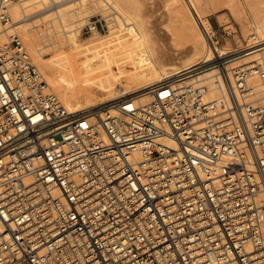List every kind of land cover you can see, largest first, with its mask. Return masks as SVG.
Returning <instances> with one entry per match:
<instances>
[{
    "label": "built area",
    "instance_id": "2783aa9c",
    "mask_svg": "<svg viewBox=\"0 0 264 264\" xmlns=\"http://www.w3.org/2000/svg\"><path fill=\"white\" fill-rule=\"evenodd\" d=\"M13 1L0 0L3 24ZM9 40L0 264H264V101L247 83L258 63L233 64L229 51L189 72L216 69V96L189 75L74 110L18 33Z\"/></svg>",
    "mask_w": 264,
    "mask_h": 264
},
{
    "label": "bare ground",
    "instance_id": "6f19581e",
    "mask_svg": "<svg viewBox=\"0 0 264 264\" xmlns=\"http://www.w3.org/2000/svg\"><path fill=\"white\" fill-rule=\"evenodd\" d=\"M102 1V4L106 6L100 9L112 8L113 10L106 15H112L115 20V24L109 25V31L112 32V35L105 40H93L85 43V41L80 39L82 37L80 36V28L83 24L81 20L83 15L80 16V14L83 13L85 8H77L85 5L87 0H15L10 5L11 22L8 24L0 22V35L5 34L2 42L10 39L13 32L18 33L20 36L22 34L24 39L27 40L30 50L28 52L33 53L41 67L47 86L57 96H60L59 99L61 98L62 100H60L69 109L75 110L92 106L124 93L136 91L160 79L169 77L189 78V75H194L192 78L194 81L208 85L209 96H216L220 94V90L217 89L214 83L215 78L213 77L216 76L217 71H214L215 69L212 66L192 73L189 72L214 56L222 55L229 51L236 53L245 50L241 52L242 54L232 57L231 60L241 57L242 62L247 63L249 66L253 65V61L259 64V61H256L257 58L251 56L260 53L264 58V44H262L264 43V30L260 24L255 22L254 31L263 35L262 37L256 35L257 39L250 46L242 48V45L234 49H219L209 33L211 29L210 22L201 20L198 16L197 4L193 0H187L188 18L190 17L188 21L189 32L191 37L195 39L192 57L182 67L176 64L161 63L146 46L140 47L138 44H131L129 39L116 31L122 29V27H127L129 24L130 30L136 35L137 40L143 38V35L139 32V26L136 23H132L126 15H122L111 0ZM75 3L78 4L74 5ZM97 4L101 6L98 1ZM57 21H59L58 25L60 28L55 26ZM40 26L42 27L40 28ZM9 28L12 29L8 32ZM37 33L43 43L41 46L37 43ZM53 34L57 37L56 41L51 39ZM252 34L249 33L247 39L251 38ZM91 35H102V33L99 30L92 29V32L87 36ZM63 38L66 41L65 44L62 43ZM54 42H57L59 47L49 49L46 52L41 50L44 45L53 44ZM80 43L85 44L80 45ZM0 44L2 43L0 42ZM143 44L145 45V43ZM131 46L135 47L133 51L129 48ZM91 47H94V50H91ZM48 53L51 55L46 57L45 54ZM210 53L212 56H210ZM201 54H204L203 57L198 59L197 56H201ZM231 63L235 64L234 61ZM126 65H131L134 71L129 74L124 72L123 67ZM105 69L108 70L110 76H106ZM258 74L261 75L263 85H261V81L258 83L252 82V78L255 79V76L259 77ZM124 76L128 78L127 85H124L121 91L117 93L114 91L115 84L120 82ZM83 77H87V80L93 85L95 84L96 89L102 92L100 97L96 98L92 93H87L83 100L80 101L78 96L81 88H77L76 83ZM258 77L256 80L259 79ZM247 83L250 93L256 95L254 98L264 100V73L256 72L252 74L247 79ZM143 93L140 100H147L148 93ZM160 141L166 145L175 146L174 141L169 138L163 137Z\"/></svg>",
    "mask_w": 264,
    "mask_h": 264
},
{
    "label": "rangeland",
    "instance_id": "374dc122",
    "mask_svg": "<svg viewBox=\"0 0 264 264\" xmlns=\"http://www.w3.org/2000/svg\"><path fill=\"white\" fill-rule=\"evenodd\" d=\"M97 1L98 3L101 4V6H98ZM111 1L114 3L115 7L121 12L122 15H126V17L130 18L132 23H136L139 26V32L143 35V38H141L140 40H137L136 35L133 32H131L129 24L127 27L124 28L122 27V29L116 30L117 32L123 34L127 39H129V42H131V44H138L140 47L146 46L150 50V52L154 54V57L157 60H159V62L166 64H176L179 67H182V65H184L185 62L192 57V51H193L192 48L194 47L193 45L195 44L194 43L195 39L191 37V33L189 32L190 26L188 21L190 20V17L188 18L189 12H188L187 0H111ZM193 1L197 4L198 16L200 17V19L208 20L210 22L209 24L211 29L209 30L210 31L209 33L211 35V38L215 40L219 49H234L237 47H241L242 45L245 44V40L247 39L249 33H254L256 35H260L261 37L264 34L260 32L256 33L254 31L255 22L260 24L264 30V24H263L264 0H193ZM102 3H103L102 0H87V3L85 5L79 6L77 8V9L85 8L83 13L80 14V16L83 15L81 19L83 24L81 25L80 28V36L82 37H80V39L85 41V43L91 42L93 40L96 41L105 40L110 38V36L112 35V32L109 31V25L115 24V20L112 17V15L110 16L106 14L108 12H111L113 9L112 8H108L104 10L100 9L106 6ZM76 4L78 3H75L74 5ZM89 17L90 18L101 17L102 23H106L104 25V29L99 30V32L102 33V35L87 36L92 32V30L89 28L86 30L85 28L82 27L87 23ZM58 23L59 21L55 22V26L57 28H60ZM41 27L42 26H40V28ZM11 29L12 28H9L8 32L11 31ZM18 32L21 34L20 31ZM21 36L20 38L25 46L26 51L28 52L29 46L27 44V40H25L24 37ZM4 38H5V34L0 35V42L2 44L9 43L10 41L9 39H6L5 42H2ZM51 39L52 41H56L55 40L57 39L56 35L53 34ZM65 42L66 41L63 38L62 43L65 44ZM37 43L39 46L43 45V43L40 41V38L38 37V33H37ZM85 43H80V45H83ZM143 43H145V45ZM211 46L213 45L211 44ZM57 47H59V44L57 42H54L53 44L49 43L44 45V47H42L41 50L46 52L49 49L57 48ZM65 47L69 48L68 46ZM129 48H131L130 50L133 51L135 47L131 46ZM90 49L94 50V47H91ZM244 51L245 50H241L231 54L229 56V59H231L236 55L242 54L241 52ZM28 54L31 60L38 66L39 70L41 71V67L38 64L37 60L35 59L33 53L28 52ZM45 55L46 57H49L51 54L48 53ZM203 55L204 54H201V56H197V58L199 59L203 57ZM210 56H212L211 53ZM251 57L257 58L256 61H259V66H261L259 73L260 72L264 73V58L260 55V53ZM197 58H195V60H197ZM231 61H234V63H239L242 62L243 60L240 57V58H235ZM123 69H124L123 71L128 74L134 71V68L131 65H126L123 67ZM214 71H216V69ZM104 72L106 76H110V73L108 72L107 69H105ZM258 75L259 77L258 76L257 77L259 79L256 80L257 77L255 76V79L252 78V82L258 83L259 81H261V75L260 74ZM126 76L122 77L121 81L115 84L114 87L115 92L117 93L120 92L122 87H124V85L125 86L127 85L128 78ZM43 77L45 79L44 75ZM81 79H83L84 81ZM81 79L80 81H77L78 83H76V87L81 88V91L79 92V96H78L80 101L83 100V98L87 95V93H92L96 98L100 97L102 92L96 89L95 84L93 85L89 80H87V77H83ZM261 85H263L262 81H261ZM49 89L51 90V88ZM51 91L54 92L53 90ZM255 96L256 95H254V97Z\"/></svg>",
    "mask_w": 264,
    "mask_h": 264
}]
</instances>
